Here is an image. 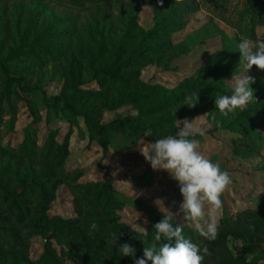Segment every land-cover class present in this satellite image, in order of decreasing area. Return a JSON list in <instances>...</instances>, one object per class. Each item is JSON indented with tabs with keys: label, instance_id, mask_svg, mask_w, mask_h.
<instances>
[{
	"label": "rangeland",
	"instance_id": "obj_1",
	"mask_svg": "<svg viewBox=\"0 0 264 264\" xmlns=\"http://www.w3.org/2000/svg\"><path fill=\"white\" fill-rule=\"evenodd\" d=\"M247 0H0V59L8 58L9 73L21 77L28 91L11 87L4 91V78L0 72V170L4 178L14 183L15 176H30L35 171L47 170L57 174L58 169L44 156V145L53 139L54 144L67 142V155L63 166L68 171H82L78 183L105 179L108 175L115 190L116 199L122 207L118 214L133 228L143 231L144 222L151 217L141 206H152L159 212L173 215L178 223L195 226L183 218L178 207L181 196L176 182L164 170H153L140 154V141L129 143L121 134H116L104 157L95 142L88 143L87 133L79 117L71 116L58 105L52 108V97L61 92L65 82L63 71L71 62L81 69V77L87 82L83 88L98 90L91 78L87 62L79 58L76 50L87 41L95 30L117 35L127 22L128 16L136 12L137 23L142 29L152 27L163 4H190L189 10L181 17L180 29L173 33L171 48L181 49L169 68L163 63L165 56H155L142 68L141 81L163 88L171 87L183 76L202 65L205 56L218 51L223 37L239 43L241 31L248 26V16L243 15ZM53 22L54 26H49ZM52 36L47 40L39 39ZM257 39L264 38V26L255 27ZM39 47L41 51L32 49ZM237 75L244 73L239 63ZM253 77L250 87L254 99L264 103V79L255 69L245 73ZM228 83L232 85V78ZM36 88L47 94V101ZM264 108V107H263ZM241 110L228 115L218 110H206L189 114L178 119L181 124L187 120L204 129L203 136H195L198 150L207 159L229 173L232 183L221 196L220 216L236 212L255 203L263 195L260 178L264 174V111L254 116L247 125L252 142L263 144L258 151L247 155H234L231 141L232 132L240 131L234 120ZM130 107L106 110L103 122L116 117L132 115ZM231 130V131H230ZM147 141L144 140L146 147ZM74 183L65 180L57 189L51 204V215L75 218L78 215L74 197ZM205 205V219H207ZM203 223V221H202ZM50 232H46L48 238ZM44 239L34 236L29 249L30 257L36 259ZM54 242V241H53ZM58 248V247H57ZM253 256H248L251 259ZM264 264V259L259 260Z\"/></svg>",
	"mask_w": 264,
	"mask_h": 264
},
{
	"label": "trees",
	"instance_id": "obj_2",
	"mask_svg": "<svg viewBox=\"0 0 264 264\" xmlns=\"http://www.w3.org/2000/svg\"><path fill=\"white\" fill-rule=\"evenodd\" d=\"M189 5L165 2L148 29L138 25L135 12L128 16L124 29L117 35L110 31L91 32L76 54L88 63L89 80L96 83L98 90L83 88L87 81L82 79L81 69L73 67V62L63 71L65 82L61 92L52 97L51 107L61 105L71 116L81 118L88 143L99 145L101 157L107 154L116 134L123 135L131 144H137L144 130L149 128L152 136L144 138L147 142L175 135L179 129L178 119L217 110L215 96L230 94L228 80L237 74L240 52L237 43L226 37L218 51L205 56L202 65L169 88L159 83L150 85L140 79L142 68L153 57L166 55L163 65L169 68L183 52L171 48L170 36L180 29V16L190 9ZM242 13L248 16V26L241 31L243 38L258 40L255 27L264 26V0H247ZM51 25L54 23L49 22ZM41 36L39 34V39L47 40L52 35ZM31 47L41 51L39 47ZM6 61L8 58L0 59L4 91L9 93L11 87L28 91L21 77L10 75ZM253 68L264 79V70H257L255 65ZM36 89L47 101V94L41 88ZM195 93H198V100L188 107L184 104L185 97ZM126 106L134 114L103 122L106 110ZM263 107L264 103L258 99L236 115L234 120L241 130L232 132L235 135L231 141L234 155L243 153L245 156L263 148L261 142H252L247 129L255 115L263 114ZM43 151L46 159L58 169L57 174L38 170L30 176H15L14 183H10L0 170V264H133L131 258L119 257L116 245L112 246L114 232L117 244L129 243L136 249V257H142L143 248L154 242L153 225L167 214L143 205L142 210L151 220L144 222L143 231L133 228L118 214L122 205L116 199L108 175L105 179L78 183L83 172H70L63 166L66 141L56 145L50 138ZM67 179L74 183L77 194L74 197L78 209L75 218L50 214L56 191ZM259 180L263 195L254 199L252 206L220 216L214 240H205L196 233L195 226L174 220L183 228L186 238L207 247L201 264H259V260L264 259V174ZM46 232L52 233L50 238ZM34 236L44 239L36 259L29 253ZM250 255L253 257L248 259Z\"/></svg>",
	"mask_w": 264,
	"mask_h": 264
},
{
	"label": "clouds",
	"instance_id": "obj_3",
	"mask_svg": "<svg viewBox=\"0 0 264 264\" xmlns=\"http://www.w3.org/2000/svg\"><path fill=\"white\" fill-rule=\"evenodd\" d=\"M240 64L244 73L233 77L230 94L215 96L214 105L219 113L228 115L243 110L254 99L253 77L246 75L253 65L264 70V38L256 41L240 39L237 44ZM198 100V93L185 97V105L192 107ZM179 124L175 135L147 142L144 138L152 136V130L145 129L140 140V154L151 169L166 171L179 189L181 201L178 211L185 220L195 225V231L205 240H214L218 232L217 213L222 209L221 196L232 183L229 173L207 159L198 150L195 136H203L204 129L185 120ZM207 205V219H205ZM203 221V223H202ZM96 227L95 224L92 225ZM153 243L143 248L142 257H136V249L129 243H118L112 234V246L116 245L119 257H129L133 264H201L207 247L192 242L183 234V228L174 223L173 215L163 218L153 225ZM147 233H145L146 235ZM163 241V242H161Z\"/></svg>",
	"mask_w": 264,
	"mask_h": 264
}]
</instances>
